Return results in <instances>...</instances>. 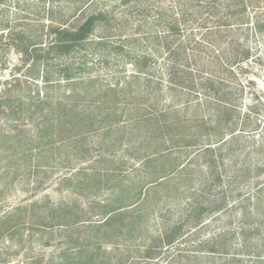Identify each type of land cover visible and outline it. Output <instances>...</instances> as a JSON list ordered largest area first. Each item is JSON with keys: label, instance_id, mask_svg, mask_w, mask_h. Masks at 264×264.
Masks as SVG:
<instances>
[{"label": "rangeland", "instance_id": "1", "mask_svg": "<svg viewBox=\"0 0 264 264\" xmlns=\"http://www.w3.org/2000/svg\"><path fill=\"white\" fill-rule=\"evenodd\" d=\"M242 1L243 13L240 0H0V264H159L143 259L151 239L212 204L221 208L172 249L216 239L239 254L243 231L248 244H264V30L255 29L264 0ZM184 9L192 17L169 35ZM99 12L106 22L91 38L114 49L90 43L53 60L49 99L27 113L20 99L43 85L26 77L37 72L15 43L46 44L50 26ZM142 55L152 61L136 83ZM59 63L83 71L58 82ZM16 80L26 90L4 93ZM225 113L228 126L218 123ZM157 120L169 126L162 135Z\"/></svg>", "mask_w": 264, "mask_h": 264}, {"label": "trees", "instance_id": "2", "mask_svg": "<svg viewBox=\"0 0 264 264\" xmlns=\"http://www.w3.org/2000/svg\"><path fill=\"white\" fill-rule=\"evenodd\" d=\"M124 2H128L130 0H123ZM177 3H186L188 0H175ZM240 12L243 13L246 9V6L244 5L243 1L240 0ZM183 11V10H182ZM181 11V12H182ZM185 12L181 13L180 19H174L170 22L168 25V31L167 33L169 35L175 36L179 35L181 32L182 26H185L188 22V16L192 13H187V9ZM235 15V14H234ZM106 22V16L103 13H92L88 15L78 26L76 27H65L63 25H53L54 27L50 26L49 29V37L50 41L48 43H42L40 40H34L33 42L30 41L27 38H19V41H17L16 46L21 47V55L22 60L24 64H28L27 62H32V67L34 70H36L35 75L26 76L28 78L37 80H41V84L43 85L42 92H39L37 90L34 97H28L25 99L26 103L21 101L20 102L24 106H28L27 113L31 108L35 107V104L38 105L40 108H42L46 100L49 99V92L53 85V78H52V72L46 71L48 67H51V62L57 59H66L70 54H72L75 50L85 49L87 44H90L94 46V48H99L105 46V49L111 50L114 49V46H107L106 43L103 42V40L94 41L92 40L93 32L95 31L96 27ZM255 29H257L259 32L264 30V21H256L255 23ZM159 38V37H158ZM157 37L155 39H158ZM169 37H164L165 40H167ZM168 48V47H167ZM180 51V49H176ZM248 56V52L244 51L240 54V57H236L234 61L231 64L239 65L242 60L246 59ZM171 57V56H170ZM137 60H134L135 62V72L136 74H133L130 78L134 82L138 83L140 81V76L145 75V70L148 68V65H150V61H152V57H147L146 55L139 56L136 58ZM137 62H140L137 65ZM56 66L55 69L57 70V74L60 79H58V82H65L66 84L72 83L76 80L77 73H82L83 70L80 68L74 69L72 66H69L68 64L59 63ZM29 71H31V66H29ZM42 71H46L45 73H42V75L39 74ZM170 81L172 80L174 82L176 78L175 76L170 77ZM182 80H185L184 77H181ZM17 88L18 91H24L25 88H22L21 82L19 80H16L14 84H9V87H6L4 89V93L10 92L13 89ZM69 91L72 90V87L69 86ZM123 87L118 89L117 87H114V89H118L119 91H123ZM26 90V89H25ZM42 94V96H41ZM7 98V97H5ZM24 99V98H23ZM35 102V103H34ZM224 102V101H221ZM173 107V106H172ZM43 109V108H42ZM171 110V109H170ZM168 113L167 112H158V117H165ZM232 119V116H227L225 113L223 121H218L219 124H222L224 126H228L227 124H230V121ZM157 127L155 128L156 135H162L164 132L169 128L168 125L161 124L159 121H156ZM230 134H234L235 130L233 127L229 128ZM189 137H185L183 139H187ZM193 141H190V143H185L183 146H194L196 143L197 137H193L191 139ZM210 152H213L214 150L210 149ZM209 162V161H208ZM210 162H213L212 164L216 163V161L212 160ZM261 170V169H258ZM166 176V175H165ZM164 176V177H165ZM163 177H157L152 182L156 180H160ZM214 182L220 183V177L216 176L214 179ZM264 202V199H258L257 202V211H260L261 204ZM221 208V205H211V206H202L199 205V207L190 209L187 219L185 222L183 221H177L172 224H166L162 231H160L159 234H157L153 239L150 241V245H148L145 249L143 254V259L154 263L159 264H212L215 263V258L218 255L226 254V260H223L222 264H244V259H249L252 261V264H264V244L262 246H252V244H248V240L251 237L246 238V232L241 233V237L243 239V243L240 245V250L242 254L238 253H232L229 254L226 253V249H220V245L214 244L215 240L212 239H206L204 241H201L196 245L195 247H192L193 250H182L180 246L175 247L172 249L175 244H178L179 242H182L188 238L186 236L187 234L194 235L196 233V230L200 228L199 226L203 222V218L206 214L213 213L215 211H218ZM111 213V212H110ZM114 218V217H113ZM113 219L108 217L104 221L103 226H110V223ZM185 224H189L194 228V231L190 233L191 231L188 229H185ZM188 230V231H187ZM246 230V229H245ZM187 231V232H184ZM251 231L254 233L258 232V228H252L248 229V236H252ZM256 231V232H255ZM264 239V238H263ZM220 257V256H219ZM71 262H75V259L69 258ZM164 259L163 262H159V260ZM93 259H89L87 262H83L81 260H77L74 264H88L89 262H92ZM220 263V264H221ZM64 264H72L70 261H67V263Z\"/></svg>", "mask_w": 264, "mask_h": 264}]
</instances>
